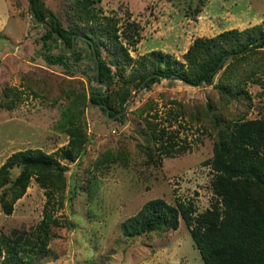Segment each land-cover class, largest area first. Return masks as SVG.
Returning <instances> with one entry per match:
<instances>
[{
  "label": "rangeland",
  "instance_id": "rangeland-1",
  "mask_svg": "<svg viewBox=\"0 0 264 264\" xmlns=\"http://www.w3.org/2000/svg\"><path fill=\"white\" fill-rule=\"evenodd\" d=\"M27 1L0 0V163L13 151L40 148L62 166L64 186L61 204L55 201L46 207L59 222L48 223L45 233L39 228L45 188L33 177L9 213L0 209V264H205L181 218L173 229L140 234L124 233L122 223L154 197L171 204L191 202L194 214L209 207L213 169L207 160L213 137L199 121L190 120L188 113L200 112L199 104L209 96L216 103L212 83L220 69L211 83L190 85L162 78L148 86H130L126 95L118 77L107 87L118 117L105 115L97 104L85 102L80 115L85 134L81 151L74 159L60 158L55 150L65 145L67 134L59 122L77 104L66 92L70 90L71 97L104 86L92 77L95 62L82 33L77 32L70 45L58 37L43 39V23L32 19ZM197 2L35 0L30 6L39 8L46 22L50 10L60 25L76 30H91L90 21L79 19L76 11L81 3L102 23L108 18L117 40L99 30L96 44L112 73L116 63L126 72L132 68L140 72L149 65L141 56L151 50L182 59L195 36L254 24L264 30V0H203L196 7ZM123 49L128 61L120 55ZM43 50L62 53L67 67L47 62ZM244 86L248 92L245 110L239 101H227L222 115L234 118L242 110L245 117L264 118V72ZM6 100L11 107H5ZM145 102L142 113L169 128L176 139L177 135L184 139L189 148L173 156L163 155L157 163L144 162L137 149V130L143 123L134 110ZM105 149L126 152L125 163L103 166L98 155ZM19 167L20 162L9 167V179ZM63 218L69 225L63 224Z\"/></svg>",
  "mask_w": 264,
  "mask_h": 264
},
{
  "label": "trees",
  "instance_id": "trees-1",
  "mask_svg": "<svg viewBox=\"0 0 264 264\" xmlns=\"http://www.w3.org/2000/svg\"><path fill=\"white\" fill-rule=\"evenodd\" d=\"M202 2L198 0L196 7ZM32 11L37 19L43 20L39 8H32ZM76 11L79 19L90 21V31L76 30L72 26L64 28L49 10L48 21L43 20L42 38L58 37L70 45L77 32L82 33L80 35L85 38L95 62L92 77L104 88L91 89L87 94L78 91L71 97L70 90L66 92L69 99L77 101V104L69 111L66 120L59 122L67 134V141L55 153L68 159H74L80 153L85 139L80 115L85 102L97 104L105 115L118 117L119 110L112 106L113 94L107 91V87L118 77L123 82L126 95L130 86L144 87L162 78H175L190 85L211 83L213 74L220 69L216 82L212 83L218 101L215 103L209 96L199 104L200 112L188 113L190 120L199 121L200 126L204 130L209 129L208 133L213 137L211 155L207 160L213 169L210 179L213 196L209 207L194 214L191 202L171 204L161 197H154L126 217L122 228L126 234L173 229L181 218L189 226V234L205 264H264V118H249L243 113L248 96L245 82L256 81L258 73L264 72V30L254 24L195 36L182 53V59L167 52L151 50L141 56V59L148 60L149 65L140 72L135 68L126 72L123 65L116 63L115 73H112L99 54L96 36L102 30L106 36L117 40L114 27L109 24L108 18L103 23L95 18V13L84 3L78 5ZM119 46L122 47L120 43ZM41 54L47 62L67 67L62 53L43 50ZM120 55L125 61L130 58L124 49ZM114 75L117 77L114 78ZM227 101H239L243 111L239 110L234 118L222 115L223 103ZM146 104L134 110L143 123L137 130V149L144 162L157 163L163 155L173 156L189 148L184 139L181 140L178 135L176 139L169 128L158 125L148 113H142ZM11 106V102L6 100L5 107ZM126 158V152L119 149H105L98 155L103 166L116 161L124 164ZM15 162H20L19 170L9 179V167ZM31 177L45 188L46 199L39 224L40 230L45 233L48 223L59 222L46 207L55 201L61 204L64 186L63 168L51 153L37 147L24 148L11 152L0 163V209L3 213L11 211L12 203L23 193ZM69 223L67 218H63V224ZM177 264L187 263L181 261Z\"/></svg>",
  "mask_w": 264,
  "mask_h": 264
},
{
  "label": "water",
  "instance_id": "water-1",
  "mask_svg": "<svg viewBox=\"0 0 264 264\" xmlns=\"http://www.w3.org/2000/svg\"><path fill=\"white\" fill-rule=\"evenodd\" d=\"M27 3H28V9H29V12H30V15H31L32 19H33L35 22H39V23H43V24H44L45 21H43V20H39V19H37V18L35 17V15H34L32 9H31V6H30V0H28ZM61 42L63 43V41H61ZM105 112L107 113V110H105Z\"/></svg>",
  "mask_w": 264,
  "mask_h": 264
}]
</instances>
